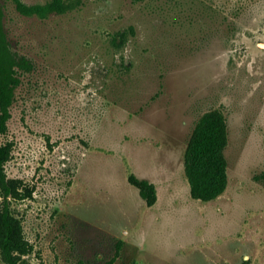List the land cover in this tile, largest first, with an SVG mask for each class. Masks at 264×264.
<instances>
[{
  "label": "rangeland",
  "instance_id": "374dc122",
  "mask_svg": "<svg viewBox=\"0 0 264 264\" xmlns=\"http://www.w3.org/2000/svg\"><path fill=\"white\" fill-rule=\"evenodd\" d=\"M0 1L33 63L0 135L35 187L12 201L34 245L20 264H264V0ZM211 109L228 185L204 201L185 151Z\"/></svg>",
  "mask_w": 264,
  "mask_h": 264
},
{
  "label": "trees",
  "instance_id": "16d2710c",
  "mask_svg": "<svg viewBox=\"0 0 264 264\" xmlns=\"http://www.w3.org/2000/svg\"><path fill=\"white\" fill-rule=\"evenodd\" d=\"M33 68L32 61L16 53L5 28V10L0 1V135L6 134L12 117V105L21 72ZM229 141L228 120L221 109H211L197 122L185 151V170L194 198L209 201L222 194L228 185V160L225 149ZM12 141L0 142V255L5 264H20L30 254L33 243L27 238L21 217L13 211L12 201L30 198L35 187L19 177L8 175L6 164L12 158ZM129 182L136 186L149 206L158 200L154 182L135 173ZM118 250L112 261L119 256Z\"/></svg>",
  "mask_w": 264,
  "mask_h": 264
}]
</instances>
